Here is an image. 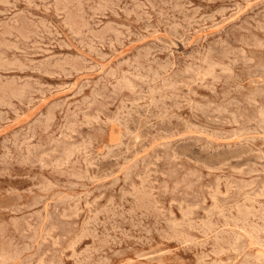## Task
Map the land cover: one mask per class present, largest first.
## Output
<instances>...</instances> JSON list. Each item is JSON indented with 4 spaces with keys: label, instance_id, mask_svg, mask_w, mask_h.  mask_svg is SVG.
Returning <instances> with one entry per match:
<instances>
[{
    "label": "rangeland",
    "instance_id": "rangeland-1",
    "mask_svg": "<svg viewBox=\"0 0 264 264\" xmlns=\"http://www.w3.org/2000/svg\"><path fill=\"white\" fill-rule=\"evenodd\" d=\"M0 21V264H264V0Z\"/></svg>",
    "mask_w": 264,
    "mask_h": 264
},
{
    "label": "bare ground",
    "instance_id": "bare-ground-1",
    "mask_svg": "<svg viewBox=\"0 0 264 264\" xmlns=\"http://www.w3.org/2000/svg\"><path fill=\"white\" fill-rule=\"evenodd\" d=\"M51 1V0H50ZM58 1V0H57ZM60 1V0H59ZM45 2V1H44ZM67 2V1H66ZM75 2V1H74ZM5 3V2H4ZM234 3V2H233ZM238 3V2H237ZM60 4H61V2H60ZM66 4V3H65ZM72 4V3H71ZM44 5V4H43ZM62 5V4H61ZM48 6V5H47ZM65 6V5H64ZM184 6V5H183ZM55 7V6H54ZM60 7V6H59ZM75 7V6H74ZM48 8V7H47ZM186 8H187V6H186ZM44 9V8H43ZM83 9V8H82ZM139 9V8H138ZM58 10V9H57ZM77 10V9H76ZM186 10V9H185ZM7 11V10H6ZM63 11V10H62ZM61 11V12H62ZM71 12V11H70ZM73 12V11H72ZM75 13V12H74ZM79 13V12H78ZM147 13V12H146ZM199 14V13H198ZM57 15V14H56ZM70 15V14H69ZM78 15V14H77ZM71 16V15H70ZM79 16V15H78ZM77 16V17H78ZM130 16V15H129ZM136 16V15H135ZM72 18V17H71ZM190 18V17H189ZM199 18V17H198ZM248 18V17H247ZM38 19V18H37ZM85 20V19H84ZM190 20V19H189ZM193 20V19H192ZM32 21V20H31ZM34 21V20H33ZM65 21V20H64ZM71 21V20H70ZM191 21V20H190ZM1 22V21H0ZM42 22V21H41ZM44 22V21H43ZM192 22V21H191ZM214 22V21H213ZM110 23V22H109ZM190 23V22H189ZM13 24V23H12ZM29 24V23H28ZM43 24V23H42ZM41 24V25H42ZM70 24V23H69ZM31 25V24H30ZM45 25V24H44ZM22 26V25H21ZM168 26V25H167ZM175 26V25H174ZM86 27H87V25H86ZM106 27V26H105ZM250 27V26H249ZM38 28H39V26H38ZM72 28H73V26H72ZM106 29V28H105ZM21 30V29H20ZM27 30V29H26ZM30 30V29H29ZM37 30V29H36ZM102 30V29H101ZM23 31V30H22ZM80 31V30H79ZM175 31V30H174ZM14 32V31H13ZM17 32V31H16ZM29 32V31H28ZM49 32V31H48ZM84 32V31H83ZM130 32V31H129ZM195 32V31H194ZM79 33V32H78ZM175 33V32H174ZM10 34V33H9ZM101 34V33H100ZM103 34V33H102ZM182 34V33H181ZM5 35V34H4ZM8 35V34H7ZM37 35V34H36ZM192 35V34H191ZM215 35V34H214ZM73 36V35H72ZM77 36V35H76ZM80 36V35H79ZM98 36V35H97ZM124 36H126V35H124ZM24 37V36H23ZM27 37V36H26ZM122 37V36H121ZM144 37V36H143ZM4 38V37H3ZM30 38V37H29ZM40 38V37H39ZM55 38V37H54ZM176 38V37H175ZM16 39V38H15ZM24 39V38H23ZM44 39V38H43ZM99 39V38H98ZM231 39V38H230ZM2 40V39H1ZM120 40V39H119ZM20 42V41H19ZM4 43V42H3ZM9 43V42H8ZM14 43V42H13ZM87 43V42H86ZM12 44V43H11ZM15 44V43H14ZM36 44V43H35ZM220 44V43H219ZM37 45V44H36ZM113 45V44H112ZM210 45V44H209ZM16 46H18V45H16ZM203 47V46H202ZM7 48V47H6ZM19 48V47H18ZM27 48V47H26ZM104 48V47H103ZM115 48V47H114ZM63 49V48H62ZM213 49V48H212ZM230 49V48H229ZM39 50V49H38ZM205 50V49H204ZM207 50H208V48H207ZM235 50V49H234ZM24 51V50H23ZM210 51V50H209ZM208 51V52H209ZM218 51V50H217ZM256 51V50H255ZM98 52V51H97ZM216 52V51H215ZM221 52V51H220ZM223 52V51H222ZM258 52V51H257ZM7 53V52H6ZM223 53H225V52H223ZM37 54V53H36ZM211 54V53H210ZM216 54V53H215ZM253 54V53H252ZM255 54V53H254ZM196 55V54H195ZM62 56V55H61ZM153 56H155V55H153ZM205 56H206V54H205ZM259 56V55H258ZM67 57V56H66ZM169 57V56H168ZM202 58V57H201ZM54 59V58H53ZM205 59V58H204ZM19 60V59H18ZM31 60H33V59H31ZM83 60V59H82ZM213 61V60H212ZM31 62V61H30ZM62 62V61H61ZM217 62V61H216ZM39 63V62H38ZM84 63V62H83ZM155 63V62H154ZM190 63V62H189ZM26 64V63H25ZM50 64V63H49ZM55 64H56V62H55ZM66 64V63H65ZM187 64V63H186ZM9 65V64H8ZM68 65V64H67ZM95 65V64H94ZM213 66V65H212ZM219 66V65H218ZM28 67V66H27ZM221 67V66H220ZM29 68V67H28ZM83 68V67H82ZM94 68V67H93ZM3 70V69H2ZM180 71V70H179ZM190 71V70H189ZM65 73V72H64ZM53 74H55V73H53ZM126 74V73H125ZM217 74H218V72H217ZM224 74V73H223ZM19 75V74H18ZM30 76V75H29ZM55 76V75H54ZM70 76V75H69ZM191 76V75H190ZM254 76V75H253ZM250 77H252V76H250ZM25 78H27V77H25ZM167 78V77H166ZM182 78V77H181ZM197 78V77H196ZM189 79V78H188ZM135 80H136V78H135ZM182 80V79H181ZM187 80V79H186ZM248 80V79H247ZM246 80V81H247ZM214 81V80H213ZM258 81V80H257ZM260 81V80H259ZM27 82V81H26ZM179 82V81H178ZM182 83V82H181ZM242 83V82H241ZM186 84V83H185ZM174 85H175V83H174ZM26 86V85H25ZM241 86V85H240ZM29 87V86H28ZM63 87H65V86H63ZM181 87V86H180ZM179 89V88H178ZM191 89V88H190ZM21 91V90H20ZM151 92V91H150ZM38 93V92H37ZM47 93V92H46ZM77 94V93H76ZM256 94V93H255ZM172 95V94H171ZM176 95V94H175ZM130 97V96H129ZM164 97V96H163ZM172 97V96H171ZM133 99V98H132ZM161 99V98H160ZM183 99H185V98H183ZM135 100V99H134ZM141 100V99H140ZM224 100V99H223ZM142 101V100H141ZM126 102V101H125ZM138 102V101H137ZM30 103V102H29ZM120 103H122V102H120ZM188 103V102H187ZM33 104V103H32ZM178 107V106H177ZM118 108V107H117ZM102 109V108H101ZM18 110V109H17ZM118 110V109H117ZM235 110V109H234ZM237 111V110H236ZM71 112V111H70ZM4 113V112H3ZM87 113V112H86ZM113 113V112H112ZM124 113V112H123ZM168 114V113H167ZM109 115V114H108ZM112 115V114H111ZM192 115V114H191ZM203 115V114H202ZM163 116V115H162ZM188 116V115H187ZM15 117V116H14ZM84 117V116H83ZM98 117V116H97ZM119 117V116H118ZM123 117V116H122ZM156 117V116H155ZM154 117V118H155ZM216 117V116H215ZM100 118V117H99ZM108 118V117H107ZM114 118V117H113ZM152 118V117H151ZM182 118V117H181ZM208 118V117H207ZM213 118V117H212ZM111 119V118H110ZM162 119V118H161ZM115 121V120H114ZM135 121V120H134ZM199 121V120H198ZM70 122V121H69ZM92 123V122H91ZM184 123V122H183ZM210 123V122H209ZM174 127V126H173ZM196 128V127H195ZM247 128V127H246ZM254 128V127H253ZM191 129V128H190ZM231 131V130H230ZM76 133V132H75ZM149 133V132H148ZM159 133V132H158ZM229 133V132H228ZM72 134V133H71ZM80 134V133H79ZM128 134V133H127ZM150 135V134H149ZM170 135V134H169ZM231 135V134H230ZM80 136H81V134H80ZM167 136V135H166ZM90 138V137H89ZM156 138V137H155ZM188 138V137H187ZM90 140V139H89ZM68 142V141H67ZM73 142V141H72ZM90 143V142H89ZM106 143V142H105ZM138 143V142H137ZM191 143V142H190ZM196 143V142H195ZM79 145H81V144H79ZM244 146V145H243ZM112 147V146H111ZM251 148V147H250ZM82 149V148H81ZM224 149V148H223ZM229 149V148H228ZM262 149V148H261ZM205 150V149H204ZM252 150V149H251ZM107 151V150H106ZM200 151V150H199ZM158 152H159V150H158ZM80 153V152H79ZM157 153V152H156ZM173 153H174V151H173ZM107 154V153H106ZM222 154V153H221ZM201 155V154H200ZM171 156H172V154H171ZM52 157H53V155H52ZM155 157V156H154ZM153 157V158H154ZM46 158V157H45ZM206 158V157H205ZM209 158V157H208ZM11 159V158H10ZM48 159V158H47ZM90 159V158H89ZM162 159V158H161ZM230 159V158H229ZM250 159V158H249ZM53 160V159H52ZM200 160V159H199ZM206 161V160H205ZM205 161H203V162H205ZM229 161V160H228ZM25 162V161H24ZM118 162V161H117ZM213 162V161H212ZM36 163V162H35ZM38 163V162H37ZM96 163H98L97 161H96ZM197 163V162H196ZM232 163V162H231ZM39 164V163H38ZM245 164V163H244ZM27 165V164H26ZM102 165V164H101ZM106 165H108V164H106ZM147 165V164H146ZM204 165H205V163H204ZM33 166V165H32ZM114 166V165H113ZM153 166V165H152ZM1 167V166H0ZM213 167V166H212ZM241 167V166H240ZM119 168V167H118ZM134 168V167H133ZM205 168V167H204ZM106 169V168H105ZM232 169V168H231ZM21 170V169H20ZM55 170V169H54ZM147 170V169H146ZM215 170V169H214ZM235 170V169H234ZM104 171V170H103ZM218 171V170H217ZM15 172H17V171H15ZM44 172V171H43ZM113 172V171H112ZM153 172V171H152ZM161 173V172H160ZM10 174V173H9ZM66 174V173H65ZM106 174V173H105ZM128 174V173H127ZM154 174V173H153ZM39 175V174H38ZM61 175V174H60ZM227 175V174H226ZM134 176V175H133ZM132 176V177H133ZM152 176V175H151ZM175 176V175H174ZM12 177V176H11ZM61 177V176H60ZM212 177V176H211ZM134 178V177H133ZM210 178V177H209ZM216 178V177H215ZM220 178H222V177H220ZM12 179V178H11ZM31 179V178H30ZM221 180V179H220ZM68 181V180H67ZM222 181V180H221ZM82 182V181H81ZM86 182V181H85ZM134 182V181H133ZM154 182V181H153ZM234 182V181H233ZM6 183V182H5ZM205 183V182H204ZM217 183V182H216ZM109 184V183H108ZM234 184V183H233ZM126 185V184H125ZM239 185V184H238ZM205 186V185H204ZM216 186V185H215ZM229 186V185H228ZM226 187H227V185H226ZM41 188V187H40ZM189 188V187H188ZM230 188V187H229ZM39 189V188H38ZM72 190V189H71ZM132 190H133V188H132ZM185 190V189H184ZM213 191H214V189H212ZM217 190H220V189H218L217 188ZM217 190H216V192H217ZM262 190V189H261ZM33 191V190H32ZM106 191V190H105ZM157 191V190H156ZM189 191V190H188ZM257 191V190H256ZM155 192V191H154ZM180 192V191H179ZM177 193V192H176ZM214 193V192H213ZM261 193V192H260ZM10 194V193H9ZM101 194V193H100ZM103 194V193H102ZM105 194V193H104ZM192 194V193H191ZM227 194V193H226ZM229 194V193H228ZM18 195V194H17ZM110 195V194H109ZM159 195V194H158ZM177 195V194H176ZM180 195V194H179ZM211 195V194H210ZM214 195V194H213ZM86 196V195H85ZM98 196V195H97ZM259 196H261V195H259ZM108 197V196H107ZM112 197V196H111ZM204 197V196H203ZM212 197V196H211ZM217 197V196H216ZM26 198V197H25ZM89 198V197H88ZM121 198V197H120ZM192 198V197H191ZM215 198V197H214ZM251 198V197H250ZM14 200H16V199H14ZM61 200V199H60ZM95 200V199H94ZM208 200V199H207ZM216 200V199H215ZM32 201V200H31ZM94 202V201H93ZM160 202V201H159ZM205 202V201H204ZM238 202V201H237ZM253 202V201H252ZM2 204V203H1ZM76 204V203H75ZM91 204V203H90ZM219 204V203H218ZM258 204V203H257ZM169 205H170V203H169ZM197 205V204H196ZM222 205V204H221ZM167 206V205H166ZM183 206V205H182ZM199 206V205H198ZM28 207V206H27ZM92 207H94V206H92ZM193 207V206H192ZM195 207H197V206H195ZM200 207V206H199ZM214 207V206H213ZM216 207V206H215ZM58 208V207H57ZM62 208V207H61ZM207 208H208V206H207ZM27 209V208H26ZM84 209V208H83ZM93 209V208H92ZM105 209V208H104ZM169 209V208H168ZM87 210H88V208H87ZM185 210V209H184ZM188 210V209H187ZM199 210V209H198ZM156 211V210H155ZM96 212V211H95ZM169 212V211H168ZM171 212H173V211H171ZM193 212V211H192ZM16 213V212H15ZM162 213V212H161ZM206 213V212H205ZM107 214V213H106ZM137 214V213H136ZM158 214V213H157ZM160 214V213H159ZM191 214H193V213H191ZM73 215H75V214H73ZM77 215V214H76ZM163 215V214H162ZM190 215V214H189ZM62 216V215H61ZM82 216V215H81ZM80 216V217H81ZM94 216V215H93ZM116 216V215H115ZM184 216V215H183ZM194 217V216H193ZM206 217V216H205ZM94 218H96V217H94ZM188 218V217H187ZM221 218V217H220ZM40 219V218H39ZM58 219V218H57ZM60 219V218H59ZM84 219V218H83ZM108 219V218H107ZM35 220V219H34ZM162 220V219H161ZM193 220V219H192ZM195 220V219H194ZM172 221H173V219H172ZM24 222V221H23ZM84 223V222H83ZM89 223V222H88ZM3 224V223H2ZM28 224V223H27ZM168 224V223H167ZM91 225V224H90ZM133 225V224H132ZM50 226V225H49ZM182 226V225H181ZM3 227H5V226H3ZM33 227V226H32ZM219 227V226H218ZM56 228V227H55ZM83 228V227H82ZM95 228V227H94ZM158 228V227H157ZM87 229V228H86ZM142 229V228H141ZM82 231V230H81ZM263 231V230H262ZM191 232V231H190ZM48 233H50V232H48ZM82 233V232H81ZM80 233V234H81ZM156 233V232H155ZM84 234V233H83ZM48 235V234H47ZM165 235V234H164ZM212 235V234H211ZM264 235V234H263ZM141 236V235H140ZM172 236V235H171ZM200 236V235H199ZM241 236V235H240ZM46 237V236H45ZM111 237V236H110ZM187 237V236H186ZM12 238V237H11ZM169 238V237H168ZM192 238V237H191ZM253 238V237H252ZM241 239V238H240ZM239 239V240H240ZM47 240V239H46ZM254 240V239H253ZM10 241V240H9ZM203 241V240H202ZM244 241V240H243ZM257 241V240H256ZM12 242V241H11ZM69 242V241H68ZM197 242V241H196ZM79 243V242H78ZM184 243H186V242H184ZM179 244V243H178ZM152 245V244H151ZM188 245V244H187ZM71 246V245H70ZM250 246V245H249ZM38 247V246H37ZM235 247V246H234ZM261 247V246H260ZM61 249V248H60ZM69 249V248H68ZM90 249V248H89ZM264 249V248H263ZM55 250V249H54ZM57 250V249H56ZM59 250V249H58ZM50 251V250H49ZM60 251V250H59ZM58 251V252H59ZM122 252V251H121ZM169 252V251H168ZM36 253V252H35ZM165 253V252H164ZM13 255V254H12ZM101 255V254H100ZM248 255V254H247ZM0 256H2V255H0ZM62 256V255H61ZM237 256V255H236ZM16 257V256H15ZM77 257V256H76ZM117 257V256H116ZM122 257V256H121ZM176 257V256H175ZM178 257V256H177ZM69 258V257H68ZM182 259V258H181ZM9 260V259H8ZM256 260H257V258H256ZM229 261V260H228ZM227 261V262H228ZM222 262V261H221ZM35 264V263H34ZM76 264V263H75Z\"/></svg>",
    "mask_w": 264,
    "mask_h": 264
}]
</instances>
